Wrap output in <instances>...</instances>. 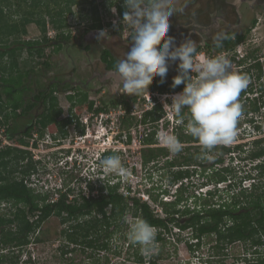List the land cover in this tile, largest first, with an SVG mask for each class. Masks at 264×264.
<instances>
[{
  "label": "rangeland",
  "instance_id": "rangeland-1",
  "mask_svg": "<svg viewBox=\"0 0 264 264\" xmlns=\"http://www.w3.org/2000/svg\"><path fill=\"white\" fill-rule=\"evenodd\" d=\"M94 1L98 5L99 13L100 11L109 13L112 12V10L116 13L118 12V4L121 3V0ZM191 1L194 0H174V6L177 7L178 4H181L179 8L182 7L184 9L183 12H187L189 9L191 10L204 4L206 0H195L193 3H191ZM239 7L240 12L243 11L247 15V24H249V21L253 17L256 20L255 23L249 27L248 31L245 32L246 36L244 40L229 51L220 50L215 52L213 49L208 50L206 48H199L195 60L199 62L202 57H214L216 55L228 57L232 64V70L247 75L250 81L247 89L244 90L242 96L239 98V102L249 107L251 101L258 99L259 110L247 114L243 113L237 125V137L234 142L230 144H243L244 152L240 150L224 154L222 155L224 161L215 165L217 167L216 169H221L225 166L229 168V171H225L227 175L225 181L218 183L210 182L207 175H205L206 173H201L200 166L188 165V167L181 166L173 168H188L193 171L195 170L194 167H196V171L192 172L188 178L182 180L186 185L184 196L191 195L187 202L189 206L193 205L194 194L202 196L203 198L204 193H202V191L208 192V190H215L216 194L211 200L220 203L230 198L232 193L237 192L239 188L244 186L249 187L253 181L264 184V176L258 173V168L255 166L258 164L259 159L250 160L246 157L248 150L253 147V140L257 137L264 136V105L262 104L264 100V0L262 4H256L253 10H250L244 3ZM84 10L75 6L73 7V15H69L68 19L71 24H75L72 30L75 31L74 37L76 39L75 42H72L75 45H70V41L64 43L65 46L63 45L65 48L67 47L69 49L71 57L74 58L75 68L78 70L81 65L80 62L87 60V57H85V55L83 56V49L80 48L78 44L81 42V44L85 46V42L82 41V38L85 31L88 29V24H84L83 22H86V19H82L80 16V14L85 12ZM107 18H110L109 14ZM106 19H104V21ZM123 26H127V28L125 29L122 27L120 30L125 31L126 34L132 31L126 22H123ZM29 28L30 30L27 36L23 37L24 39L31 40L41 36L40 30L37 31L34 24L31 27L29 26ZM97 29L98 28H96V30ZM112 29L113 27L108 26L107 31L109 34L103 41L98 42L96 39L95 42L93 40L88 42L87 48L90 50L88 54H90L93 59L100 55L105 47L115 52L119 48L120 45L118 46L117 44V38L119 36H116L115 32L117 31ZM121 31L120 35L122 34ZM10 44H12L11 41ZM259 57L262 61L257 59ZM255 59L260 64V74L254 66H251V64L255 63ZM43 60H46L48 64H43ZM69 60L70 57L68 58V56H66L64 48L58 52V48L53 45H45L40 54L36 52L30 53L26 49L22 50L21 53H18L19 69L28 70L30 73L27 74L25 78L23 73L9 75L8 72H5L4 76L8 79L6 85L3 86L2 89L0 88V90H2V99H7L6 93L13 84L19 87L14 97L21 98L24 92V89L20 87L21 85L26 84L28 86L26 94L30 95L35 83L43 86L45 81L51 78V76H49V71L55 73L61 72L62 74L60 76H64L65 72L71 68ZM196 76L197 73L193 72L192 79L194 80ZM1 82L0 80V83ZM2 83L4 84V82ZM93 87H96V85H91L87 95L89 100H94L95 106H101L104 103L110 102L111 99L116 100V96H119L121 93L120 90L117 94L112 90H107V93H105L104 98L101 100L97 92L95 90V92H93ZM145 92L147 91L143 93ZM70 93L75 95L73 91ZM56 96L62 110L71 109V103L68 99L67 92H58ZM171 102L170 97H166L164 100L166 110L164 117L167 119V114H174ZM130 104L131 110L135 113L127 114L123 121L120 118L121 115L115 114L113 116V129L114 131H118L122 137L120 142L111 144L119 148L118 156L121 158L122 165L127 175H120L119 178H116L117 176L115 173L106 172L103 167L97 165V163H94L92 169L91 162H88V160L85 162L77 161L75 157L72 158L71 155L75 154V151H73L72 154L70 153L72 160H69V157L61 156L60 159H62V162L58 164L57 159L53 160L50 158V152L48 148L46 149L45 143L44 147H41L42 150L40 152L33 148V154L36 152L41 158L35 160L31 155L34 169L32 168L28 175H25L26 182L31 187L34 194L45 198L41 202H46L48 201L47 199H53V197L67 192L68 187L70 188V193L76 194L78 197L79 194H82L84 191L86 192V190H91L93 193H104L107 184L119 182L118 192L129 197L125 200L126 210L123 216L117 215V217L113 219L115 225L111 224L108 229L112 231L114 229L109 237V248L97 250L96 248L83 247L75 242L68 241L62 235V229L66 228L70 223H63L60 215L52 214L35 232L31 233V238H33L32 243L15 250V253L20 256L17 264H141L137 259V255L139 254L143 256L142 264H245L244 258L246 257L251 262L253 260V264H255L254 260H256V256L264 255L263 245L255 248L250 246L247 242L237 241L228 244L225 248L218 249L214 247V235L202 236L199 241L200 243L197 244V239L192 235L191 228L179 229L174 222H171L173 225L170 227V232L164 231V239L162 241H156L155 254L142 253L140 245L133 244L127 239L129 223H126V221L131 222L136 220L132 214L133 206L130 197H139L141 200L147 201L154 213L160 214L161 217L166 216L159 201H171L175 197L174 192L179 182L171 183V172L168 166H166L165 160L174 157L182 160L184 155L194 151V149L203 150L199 142H182L184 148L180 153L172 154L168 150L167 157L160 156L155 161H150L146 165H143L140 149L144 146L143 140L145 138V133L154 132V143L152 144H157L162 143L160 136L164 134L175 136L176 129L173 134V131L170 129L173 123L167 119L164 120L166 123H164L162 129L159 127V122H140L138 115L145 110L146 105L142 99H131ZM113 106L115 105H109V108ZM84 115H86V113H84ZM251 117L253 118L252 122L246 120ZM27 119L26 117H20L18 123H25ZM189 120L190 116L178 118V121H176L177 123H174V126L178 125L177 132L182 131L187 133V123ZM256 124H258L260 128H256ZM158 130H160V133L162 131V135H159ZM74 134L78 135V133L73 132L72 135ZM16 135L17 134H14L13 137L16 138ZM108 135H110V133H108ZM126 136L128 139L130 137V140H125ZM133 137L136 138L135 143L131 141ZM38 138L40 139V137ZM123 140L125 141L123 142ZM39 143H41V141ZM72 145L77 148V145ZM186 146L191 148L185 149ZM193 146L199 147L196 148ZM96 147L98 148L97 144L90 146L89 151L91 153L96 152ZM77 150L80 151L79 148H77ZM30 152L32 153V151ZM207 155L209 158L206 159L204 163L206 166H209L206 172L211 174L212 172L210 170L212 167H210V165L213 164L214 158L219 156L220 153L217 150H211ZM198 157L199 156H197V159L199 160L200 158ZM22 163H25V161H21V164ZM21 164L20 166H22ZM14 175L21 178L23 173L18 170ZM248 176L255 177V179L253 180ZM67 181L69 182L67 183ZM207 192L205 193L206 196L208 194ZM155 197H157V200H155ZM14 207H16L14 203L2 202L0 203V213H9ZM107 210L110 209L108 208ZM89 216L91 215H86L81 218L85 219ZM154 229L156 231L157 229L159 230L158 227H154ZM101 234L103 235L104 232ZM256 251L258 252L256 253ZM5 252H7V250H5Z\"/></svg>",
  "mask_w": 264,
  "mask_h": 264
},
{
  "label": "trees",
  "instance_id": "trees-1",
  "mask_svg": "<svg viewBox=\"0 0 264 264\" xmlns=\"http://www.w3.org/2000/svg\"><path fill=\"white\" fill-rule=\"evenodd\" d=\"M117 15H122L127 9L124 7V2L118 4ZM79 7L81 10L89 8L85 14L81 15L82 19L88 22L86 33L92 37H96V28L101 27L99 18L98 5L94 0H0V88L6 85L8 74L23 73L26 75L29 72H20L16 60V51L19 48H30V53H42L45 45H52L55 38L68 40L73 36L58 32L55 38L51 39L47 36L49 27L60 30L69 25L68 17L73 13V7ZM256 20H254L255 22ZM29 23H35L41 32V36L37 39H24L27 32L26 26ZM234 39L229 36V39L224 43L221 49H232L244 40V35H235ZM12 39V40H10ZM11 41L12 44H10ZM13 41V42H12ZM8 42V43H7ZM216 48V47H215ZM107 55V51H104ZM9 61H4L5 57ZM105 58V57H104ZM43 64H48L45 60ZM251 66H254L258 73L261 72V67L258 61ZM259 77V76H258ZM20 86V85H19ZM24 89L21 98H15V92L19 89L15 84L12 85L6 93L7 99H2V90H0V124L8 125L6 135L9 138H16L15 143L24 142L23 136L31 135L33 131H38L41 134L46 126L54 125L56 117L62 111L59 105L58 98L53 94L47 95L43 100V106H37L36 98L40 94L35 93L33 97L27 95L28 86L21 85ZM184 84L175 88L171 82L153 81L148 89L158 90L159 92H177L182 91ZM34 90V89H33ZM244 92V91H243ZM243 92L240 94L242 96ZM26 95V98L24 97ZM68 94V99L71 103V109L83 111L84 109H92L94 100H89L87 93L81 95ZM140 95V94H139ZM139 95L133 96L131 99H136ZM121 100L124 106L130 109V100ZM4 101V102H3ZM119 101L112 100L97 106L95 110H103L109 108V105H116ZM264 105V100L262 101ZM243 106L245 114L258 111V99L251 101L249 107ZM41 109L42 113H36V109ZM164 111L160 103L155 104L150 110L143 113L141 122L147 120L156 121ZM183 116H189L188 110H183ZM20 117L28 118L25 123H18ZM176 118H178L175 115ZM247 121L252 122L253 118H247ZM256 128H260L258 124ZM175 136L181 142H198L190 134L182 131L177 132L176 125ZM154 132H151L143 140L144 143H154ZM253 147L248 150L246 157L250 160H258L256 168L258 173L264 176V136L257 137L253 140ZM196 147V146H193ZM197 146L196 148H198ZM191 147L186 146L185 149ZM213 150L219 151L220 155L214 158L213 164L210 165L212 173L206 172L209 166L205 165L206 159L200 158L204 155V150L194 149L183 156L182 160L167 158L165 160L171 172V183H177L174 192L175 197L171 201H159L162 210L166 216L161 217L160 214L154 213L148 202L141 200L139 197H130L133 206V216L136 219H144L150 225L158 227L156 241L164 239V231L170 232L171 222H174L179 229L191 228L192 235L197 239L199 244L200 239L204 235L215 236L216 248H225L228 244L241 241L247 242L250 246L257 248L260 245L264 246V184L253 181L249 187H242L235 193H232L230 198L222 202L212 201L211 198L216 194V191L208 190V194L203 196L193 195V205H188L189 196H184L186 185L183 179L188 178L195 170L188 168H177L181 166H200L201 173H206L210 182H222L227 179L225 171H229L227 166L216 169V164L222 163L224 159L222 155L232 153L234 151L244 152L243 144L235 145H219ZM168 156V149L164 146H146L141 148L142 164L146 165L150 161H155L158 157ZM200 158L199 160L197 159ZM261 158V159H260ZM25 163L21 164V161ZM20 164L22 166H20ZM34 169L31 152L20 149L15 146L0 147V203L11 202L14 207L9 213H0V264H17L20 259L19 254L15 250L25 247L33 242L31 233L35 232L42 223L52 214L60 215L61 221L70 223L66 228L62 229V235L71 242L82 245L83 247H91L100 249L109 248V237L114 231L108 230L111 224L115 225L113 219L117 215H122L126 210L125 200L127 197L121 192H117L119 182L107 184L106 191L103 193L101 200H94L93 203L69 204L65 200V195H61L58 201L41 202L45 198L34 194L31 187L27 184L25 175H28L31 169ZM172 169V170H171ZM23 173L21 178L14 175L17 171ZM249 178H255L250 177ZM231 185V184H229ZM167 191V190H166ZM202 199V200H201ZM157 200V197H155ZM110 210H107V209ZM91 215L85 219L83 216ZM31 217V218H30ZM117 225V224H116ZM104 232L102 235L101 233ZM7 250V252H5ZM258 251H256L257 253ZM138 261L142 264L143 256L137 255ZM264 264V255H259L256 262ZM254 262V263H256ZM253 264V262L249 263Z\"/></svg>",
  "mask_w": 264,
  "mask_h": 264
},
{
  "label": "clouds",
  "instance_id": "clouds-1",
  "mask_svg": "<svg viewBox=\"0 0 264 264\" xmlns=\"http://www.w3.org/2000/svg\"><path fill=\"white\" fill-rule=\"evenodd\" d=\"M123 2L127 10L122 21L132 30L131 46L125 58L117 61L107 77L122 83L124 93L135 96L148 91L157 76L163 83L169 70V62L178 61L179 74L173 78L172 87L184 84V88L171 96V106L177 117L183 116L185 108L188 110L190 120L187 123V133L196 138L204 150V155L200 158L208 159L207 153L219 145L232 144L237 137V125L243 115L239 98L250 83L248 76L233 71L230 59L224 55L202 57L196 62L197 41L191 36L177 46L175 38L168 35L170 17L184 9L176 8L174 0ZM108 34L106 29L99 30L97 41H103ZM212 39L216 48H222L229 36L218 32ZM205 42L201 37L200 44ZM193 72L197 73L194 80ZM108 133L109 130L103 132L102 138ZM160 139L172 154H178L184 148V144L174 135L164 134ZM114 142L111 140L107 143L109 145L102 154L119 150L118 147L112 148L111 144ZM100 164L106 172L115 173L116 178L127 175L118 155L106 156ZM126 223H129L127 239L140 245L142 253L155 254L157 231L154 226L142 218Z\"/></svg>",
  "mask_w": 264,
  "mask_h": 264
},
{
  "label": "flooded vegetation",
  "instance_id": "flooded-vegetation-1",
  "mask_svg": "<svg viewBox=\"0 0 264 264\" xmlns=\"http://www.w3.org/2000/svg\"><path fill=\"white\" fill-rule=\"evenodd\" d=\"M195 1V0H194ZM194 1H191L193 3ZM246 4L250 10H253L254 6L256 4H262L263 0H206L204 4L199 5L198 7L194 9H189L187 12H177L176 15L174 14L172 17H170V28L168 35L173 36L176 40L177 46L187 37L191 36L192 39L197 41V50L199 48H206L208 50H214L215 52H218L220 50H217L213 44L212 37L216 35L218 32H224L228 36H231L232 39H234L238 34L244 35V38L246 36V31H248L249 27L253 25L255 22V18L253 17L249 24L246 23V14L242 11L240 12L239 6L242 4ZM181 4H178L176 8H179ZM120 29L115 32L116 36H119L117 38V44L120 47L115 51H112L108 47H105L104 49H108L110 53V57L104 58V49L100 55L94 58V60L87 62L83 61L80 62V68L79 70L75 68V62L74 58H72L68 52L66 53V56L68 58L70 57V69H68L64 76H60L61 72H53L49 71V76L51 78L47 81H45V84L43 86L37 85V83L34 84L32 93L30 94L31 97L35 93L40 94L39 98H36L37 106L41 107L43 106V100L46 98L47 95H50V92L53 90V94L56 95L58 92H67L70 93L74 90L73 94L76 95V92L88 93L90 90L89 88L91 85H96V87H93V92H97V95L99 99H103L105 96V93H107V90H112L117 94V92L120 90L121 93L119 96H116L117 101L125 100V99H131L134 95H128L124 93L123 84L117 83L114 79H109L107 77V73L111 72L117 61L124 59L127 51L130 50L131 46V32L128 34H125L122 32L120 35ZM198 33L199 35H196ZM73 37L69 40L64 41L63 43H67V41H70V45H75L72 42H75V35H72ZM203 37L205 39V43L203 45L200 44V39ZM91 40V39H90ZM94 42L96 38L92 39ZM228 40V39H227ZM225 40L224 43L227 41ZM86 50V49H85ZM225 51H229L228 49H221ZM231 50V49H230ZM88 56L85 51L83 52V56ZM259 60V58H257ZM262 61V60H261ZM256 62V59L255 61ZM178 61L169 62V70L164 78V82H173V78L179 74L178 69ZM252 65V64H251ZM30 73V72H29ZM153 81H161L160 77H155ZM90 86V87H89ZM122 86V87H121ZM101 88V89H100ZM68 90V91H67ZM95 90V91H94ZM141 95V94H140ZM139 95V96H140ZM138 96V97H139ZM137 98V97H136ZM115 100V99H111ZM259 110V109H258ZM42 113L41 109H36V113ZM245 113V112H243ZM127 116L126 114L121 115V120L123 121L124 117ZM84 118V110L78 111L76 109H68V110H62L59 115L56 117L55 124L51 126H46L44 128L43 133L41 134L39 132L40 138H46L47 139V147L49 149V156L53 160L58 161V164L62 162L60 159L61 156L68 157L70 153H77L79 150L72 144H77L76 137L77 135H72V133H82L85 131V124L83 122ZM180 118V117H178ZM178 118L177 121H178ZM141 122V119H139ZM149 123H153L155 121L147 120ZM146 123V122H145ZM94 123H92V126ZM180 127V125H179ZM96 125L93 127L92 131H95ZM93 133V132H92ZM151 133V132H150ZM148 133V135L150 134ZM119 134V133H118ZM126 134V133H124ZM147 135V136H148ZM121 134L117 136V138L121 139ZM146 137V136H145ZM125 140H130L125 139ZM123 140V142L125 141ZM91 141V140H89ZM149 144V143H145ZM122 147V146H121ZM145 147V146H143ZM142 148V147H141ZM73 149V150H72ZM119 149V148H118ZM72 150V151H71ZM141 150V149H140ZM84 151V150H82ZM119 150L113 151V152H107L105 154H102L101 157L97 160V165H100V161L109 155H119ZM68 176V175H67ZM69 181H67L68 183ZM67 186V185H66ZM67 192H63L59 194L57 197H53V199H47L48 202H55L58 201L61 195H65V200L69 204H75L79 203L77 205H80L81 203H93L94 200H101V197L103 193H93L91 190H86L82 194H79L78 197L76 194L70 193V188L68 187ZM118 192V190H117ZM254 257V256H252ZM259 256H256L255 259H257ZM245 264L251 263L248 258H244ZM253 262V260H252ZM256 262V260H254ZM255 264H260V262H256Z\"/></svg>",
  "mask_w": 264,
  "mask_h": 264
},
{
  "label": "built area",
  "instance_id": "built-area-1",
  "mask_svg": "<svg viewBox=\"0 0 264 264\" xmlns=\"http://www.w3.org/2000/svg\"><path fill=\"white\" fill-rule=\"evenodd\" d=\"M108 12H103L100 11V20H101V27H99L96 30V33L99 32V30L101 29H106L108 30V26L109 27H113L112 30L117 31L120 28L124 27L125 29L127 28V26H123V14L122 15H117V12L113 13L109 12L108 14L110 15V18H107ZM107 18V19H106ZM104 19H106L105 22ZM69 22V19H68ZM84 24H88V22H83ZM73 25H75L74 23L71 24V22H69V25L65 28H62L60 30H55L51 27L48 28L47 30V36L51 39H53L55 37V35L58 32H64L65 34H71L74 35L75 31L73 30ZM98 31V32H97ZM125 33V31H122ZM126 34V33H125ZM181 92V91H179ZM179 92H159L158 90H148L145 93H142L139 97H137V100L142 99L144 104L146 105L145 110H143V112L139 113L138 117L141 119L143 116V113L147 110H150L155 104L160 103L162 105L163 111L165 113V103L164 100L166 99V97H170L176 93ZM97 106L94 105V107L92 109H84V113H86V115H84L83 118V122L85 124V131L82 133H79L76 137L77 141V147L80 149V151H78L77 153L71 155L72 158L75 157V159L77 161H85L88 160V162H91L92 165V169H93V165L94 163L96 164L97 160L99 159V157H101L102 152L104 150L107 149L108 145L107 143H109L111 140L115 141V142H119V139L116 138V134H118V131H114L113 129V125H114V119L113 116L115 114H119V115H123V114H130V113H135L131 110V104H130V109L128 110L124 104L122 102L116 104L115 106H113L112 108H107V109H103V110H95ZM164 113L163 115L156 120L155 122H159V127H161V129L164 127V123H166L164 120L167 119L164 117ZM168 119L171 123H173V126H170L171 131H173L174 134V130L176 129L174 126V123L177 121L176 117H175V113L174 114H167ZM1 118V117H0ZM164 121V122H163ZM92 123H94V125L92 126ZM177 123V122H176ZM96 125L95 131L93 130V127ZM8 125L6 124H0V147H6V146H15L18 147L20 149H24V150H28V151H32L31 155L33 157V159L38 160L41 157L36 154V152H34L33 154V148L36 150H38V152H40L42 150L41 147H44V143H47V139L46 138H38L39 137V132L38 131H33L31 133V135H26L23 136L24 142L22 143H15V141L12 138H9L5 131ZM112 129V130H111ZM107 130L110 131V135H106L105 138H102L101 134L103 132H107ZM93 132V133H92ZM159 135H162V131L160 133V130H158ZM148 133H145L144 137L147 136ZM162 137V136H160ZM127 139V136L126 138ZM135 137L132 138L131 141H133L135 143ZM91 140V141H89ZM41 141V143H39ZM79 142V143H78ZM142 142V140H141ZM81 144V145H79ZM97 144L98 148L96 147V152H90L89 148L90 146ZM144 146H163L162 143H155V144H145L143 142ZM46 149L47 144L45 145ZM113 149L117 148V146H113ZM84 149V151L82 150ZM34 150V151H35ZM44 151V150H43ZM72 154V153H71ZM91 154V155H90ZM84 156V157H82ZM70 159L72 160V158L70 157V155L68 156ZM67 157V158H68ZM91 160V161H89ZM251 179H255V178H251ZM110 183V181H109ZM112 184V183H110ZM202 193H204L205 195V191H202Z\"/></svg>",
  "mask_w": 264,
  "mask_h": 264
},
{
  "label": "crops",
  "instance_id": "crops-1",
  "mask_svg": "<svg viewBox=\"0 0 264 264\" xmlns=\"http://www.w3.org/2000/svg\"><path fill=\"white\" fill-rule=\"evenodd\" d=\"M79 8V7H78ZM85 9V10H84ZM84 9H82V10H84L85 12L83 13V14H80V16L81 15H84L85 14V17L87 16L86 15V12L88 11V9L89 8H84ZM99 10V9H98ZM71 15H73V13L71 14ZM99 18H100V13H99ZM35 25V28L37 29V31H39V28H37V25L35 24V23H29L27 26H26V30H27V32H26V34H25V36H27V34H28V32H29V30H30V28H29V26L31 27L32 25ZM90 33H86L85 32V34L83 35V38H82V41L83 42H85V46L83 45V44H81V42H79L78 44L80 45V48H82L83 49V51H82V53L85 51L87 54H88V52L90 51L88 48H87V45H88V42H90L93 38H96V37H92V36H90L89 35ZM34 39H37V38H34ZM33 39V40H34ZM91 39V40H90ZM10 40H12V39H10ZM69 40V39H68ZM64 41H66V40H62L61 38H55V41L52 43V45L54 46V47H56V48H58V52H60L61 51V49L62 48H64V51H65V53H67L68 52V54L71 56V54L69 53V49L66 47H64L65 46V44L63 43ZM8 42H10L9 40H8ZM7 42V43H8ZM67 43H68V41H67ZM77 44V45H78ZM64 45V46H63ZM24 49H26V50H28L29 52L31 51L30 50V48H27V47H23V48H19V49H17V51H16V60H17V63H18V53H21V51L22 50H24ZM86 49V50H85ZM104 51H107L108 53H107V55H106V53H104L103 55H104V57H105V59L106 58H108V56L110 57V53H109V50L106 48V49H104ZM85 57H87V62H90V61H92V60H94L93 59V57H91L90 56V54L88 55V56H85ZM9 61V58L6 56L5 57V59H4V61ZM86 61V60H85ZM18 65V64H17ZM18 69H19V66L17 67ZM19 71L20 72H28V70H23V69H19ZM73 92H74V90H73ZM77 94H79V95H81L82 93L81 92H76V95ZM25 95V94H24ZM25 98H26V95L24 96ZM5 100V99H4Z\"/></svg>",
  "mask_w": 264,
  "mask_h": 264
}]
</instances>
